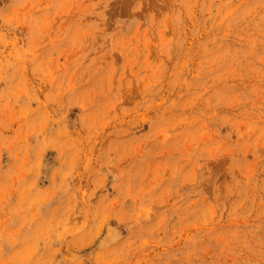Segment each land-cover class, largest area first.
Listing matches in <instances>:
<instances>
[{
    "label": "rangeland",
    "instance_id": "374dc122",
    "mask_svg": "<svg viewBox=\"0 0 264 264\" xmlns=\"http://www.w3.org/2000/svg\"><path fill=\"white\" fill-rule=\"evenodd\" d=\"M0 264H264V0H0Z\"/></svg>",
    "mask_w": 264,
    "mask_h": 264
}]
</instances>
